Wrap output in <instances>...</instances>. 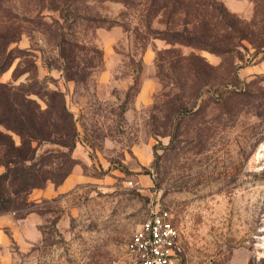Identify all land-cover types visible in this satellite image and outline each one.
Wrapping results in <instances>:
<instances>
[{"label": "rangeland", "instance_id": "374dc122", "mask_svg": "<svg viewBox=\"0 0 264 264\" xmlns=\"http://www.w3.org/2000/svg\"><path fill=\"white\" fill-rule=\"evenodd\" d=\"M128 1L0 0V84L62 92L78 131L70 175L28 194L41 214L8 213L0 264H133L158 209L184 264H264V0ZM191 30L223 52L160 34Z\"/></svg>", "mask_w": 264, "mask_h": 264}, {"label": "trees", "instance_id": "16d2710c", "mask_svg": "<svg viewBox=\"0 0 264 264\" xmlns=\"http://www.w3.org/2000/svg\"><path fill=\"white\" fill-rule=\"evenodd\" d=\"M128 6V0H113ZM99 26L104 21L87 19ZM150 34L156 32L150 31ZM162 39L171 44L223 52L221 45L208 41L196 30L187 35L162 32ZM5 38L0 35V38ZM9 55L1 51L0 74L8 68ZM35 85L18 88L0 84V216L12 213L17 220L30 214H41L28 201V194L48 185L60 186L76 165L72 154L78 141L73 114L68 110L60 91L40 92ZM36 95L43 106L31 96ZM13 135L18 136L16 143ZM248 264H253L251 261Z\"/></svg>", "mask_w": 264, "mask_h": 264}, {"label": "built area", "instance_id": "2783aa9c", "mask_svg": "<svg viewBox=\"0 0 264 264\" xmlns=\"http://www.w3.org/2000/svg\"><path fill=\"white\" fill-rule=\"evenodd\" d=\"M133 264H184V248L167 209L152 212L126 244Z\"/></svg>", "mask_w": 264, "mask_h": 264}, {"label": "crops", "instance_id": "0c3cea01", "mask_svg": "<svg viewBox=\"0 0 264 264\" xmlns=\"http://www.w3.org/2000/svg\"><path fill=\"white\" fill-rule=\"evenodd\" d=\"M28 218H26V220H28ZM17 224H18V222L13 218L12 215L5 214V215L0 216V229H3V228L13 229ZM19 225H20V227L21 226L23 227V229H21V230L25 231V226L23 225V223H19Z\"/></svg>", "mask_w": 264, "mask_h": 264}]
</instances>
